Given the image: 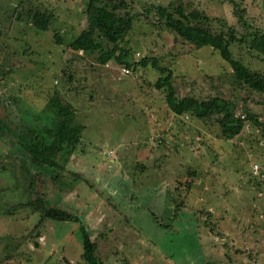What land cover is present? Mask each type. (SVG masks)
I'll return each instance as SVG.
<instances>
[{
  "label": "rangeland",
  "instance_id": "rangeland-1",
  "mask_svg": "<svg viewBox=\"0 0 264 264\" xmlns=\"http://www.w3.org/2000/svg\"><path fill=\"white\" fill-rule=\"evenodd\" d=\"M88 1L0 0V50L8 48L0 54V237L11 236L0 264H86L83 227L104 264H264V94L238 83L211 47L177 37L155 8L190 2L215 30L240 37L264 31V0H127L134 22L118 45L132 66H99L54 42V33L69 42L87 26ZM31 4L51 14L46 31L18 19ZM230 49L264 74V56L239 42ZM142 58L169 71L142 66ZM168 72L178 96L233 100L242 131L226 139L216 117L170 111L154 86ZM55 94L85 125L83 141L65 170L30 168L35 176L58 172L42 192L78 221L47 218L35 227L40 213L22 204L34 196L13 170L24 151L9 132L50 126Z\"/></svg>",
  "mask_w": 264,
  "mask_h": 264
},
{
  "label": "trees",
  "instance_id": "trees-1",
  "mask_svg": "<svg viewBox=\"0 0 264 264\" xmlns=\"http://www.w3.org/2000/svg\"><path fill=\"white\" fill-rule=\"evenodd\" d=\"M189 4L191 3H183V6L182 4L156 5L155 8L164 26L175 32L177 37L197 48L211 47L228 62L232 75L238 83L247 86L251 91L264 94V74L251 70L240 59L234 58L230 49L231 42H239L264 56V31L254 29L240 37L232 30L217 31L212 27L208 15L197 8H191ZM235 5L237 4H234V7L238 21L245 27L247 23L243 14L244 9ZM130 7L131 4H128L127 0H89L85 9L87 26L69 42L58 33H54V42L65 45L67 51L80 52L86 58L95 56L99 66H105L111 60L117 64L132 66L134 62L130 60L129 50L118 45L121 38L133 27ZM24 15L37 30L46 31L50 26L51 14L43 11L39 6L31 4L25 7L23 13L18 12V19H24ZM1 50L0 54L8 48ZM149 62L161 73L169 71L160 67L155 58H142L140 65L145 66ZM3 63L6 66V62ZM171 78L172 74L168 72L166 76H160L154 86L156 89H164L166 103L174 114H189L201 120L216 117L220 133L226 139H232L242 131L244 120L235 115L236 105L233 100L219 96L203 100L191 96H178ZM47 108L53 114L50 126L27 127L19 133L9 132L24 151L25 157L20 158L17 155L20 158L19 165L13 170L18 168L24 191L34 196L33 199L22 204L30 205L33 210L40 213L41 217L35 227L47 218L78 221L76 214L49 204L47 195L42 192L44 186L48 187L47 179L51 180L52 186L59 182L58 172L50 176H35L30 166L42 172L65 170L70 156L79 149L83 141L86 127L76 120L73 105L64 101L59 94L50 97ZM81 231L83 248L81 256L84 262L104 264L98 256L97 244L91 239L89 232L84 227ZM10 241L11 236L0 237V248L3 245L4 250L7 251Z\"/></svg>",
  "mask_w": 264,
  "mask_h": 264
},
{
  "label": "crops",
  "instance_id": "crops-1",
  "mask_svg": "<svg viewBox=\"0 0 264 264\" xmlns=\"http://www.w3.org/2000/svg\"><path fill=\"white\" fill-rule=\"evenodd\" d=\"M88 139H89V138H88ZM90 143H91V144H94V141H90ZM73 154H75V153H73ZM103 179H104V178H103ZM101 180H102V179H101ZM107 184H108V182H107Z\"/></svg>",
  "mask_w": 264,
  "mask_h": 264
},
{
  "label": "built area",
  "instance_id": "built-area-1",
  "mask_svg": "<svg viewBox=\"0 0 264 264\" xmlns=\"http://www.w3.org/2000/svg\"><path fill=\"white\" fill-rule=\"evenodd\" d=\"M124 71H125V72H128V71H129V69H128V68H127V69L125 68V69H124Z\"/></svg>",
  "mask_w": 264,
  "mask_h": 264
}]
</instances>
